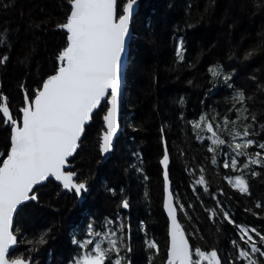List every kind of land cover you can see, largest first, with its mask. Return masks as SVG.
<instances>
[{"label":"trees","instance_id":"16d2710c","mask_svg":"<svg viewBox=\"0 0 264 264\" xmlns=\"http://www.w3.org/2000/svg\"><path fill=\"white\" fill-rule=\"evenodd\" d=\"M1 5L0 41L3 43H0V56L7 55L9 59L6 64H0V91L4 78L12 76L9 87L12 92L19 93V71L29 73L38 70L40 79L55 67V54L66 44L65 32L56 25L65 21L69 6L67 0H1ZM140 10L133 25L123 130L113 157L102 162L99 141L103 124L99 117H94L86 128L82 146L74 160L80 179L94 185L88 200L79 207L77 198L72 197L74 194L67 195L56 182L39 186V205H29L19 219L16 218L15 228L20 222V228L28 239L51 229L50 236L54 239L49 238L47 245L33 253L27 251L31 245L20 244L16 255H31L41 264H57L55 258L60 257L63 264H68L75 255L72 234L84 227L82 213H91L97 224L104 217H112L118 211L119 192L123 188V196L128 198L130 209L119 211L132 225L133 251L129 254L132 264H148L147 257L152 255L145 248L144 233L138 230L141 220L148 238L155 239L159 246L160 251L154 256L153 264H165L168 222L162 208V136L167 141L171 157L170 172L176 200L185 205L193 218H183L181 222L187 232L198 229L190 240L194 246L204 251L216 249L223 264L229 252L235 256L230 241L238 239L233 225L227 221L213 223L208 219L209 214L204 207H215V201L203 192V186L194 184L199 179L201 167L205 170L209 193L217 194V199L222 201L236 223L255 227L264 233V170L256 166L261 175L255 177L245 173L251 195L239 193L225 177L240 173L223 168L224 157L219 150L216 153L217 164H212L213 153L207 151L210 142L198 140V131L188 123L197 120L201 113L213 114L215 110L223 115L232 107L233 89L223 84L213 87L215 81L209 73L211 66L219 64L224 71L230 72L236 90H243L241 83H237L241 81V73L247 72V76L255 80V73L248 71H252L254 66L264 68V0H141ZM21 22L30 25L26 36L28 43L16 52L14 48L20 39L18 27L23 24ZM245 36L248 40L243 38ZM180 37H183L185 51L183 61L178 62L175 50ZM250 51L254 52L252 58H245ZM244 52H247L245 57L241 56ZM244 93L250 120L254 114L249 110L250 98ZM7 95L11 104H20L21 96L17 98L11 93L18 99L13 101ZM181 98L183 105L178 103ZM262 109L264 111V107ZM229 116L234 119L231 113ZM244 123L246 121L241 120L229 128L242 131ZM261 124L257 122L254 125L258 133L254 138L264 142ZM161 127L164 128L163 133ZM199 134L205 138L208 135L206 132ZM8 135V131L0 126V152L7 150ZM221 138L231 140L227 133H222ZM254 150L255 147L249 149L250 152ZM134 153L140 154L142 164ZM133 165L142 167L143 173L137 172ZM105 186L116 188L118 195L111 196L105 191ZM193 186L197 192H193ZM220 190L223 195H219ZM55 191L59 192L56 197L51 194ZM257 202L262 208L255 206ZM189 204L193 207L188 208ZM182 215L179 212V216ZM32 216L37 220L34 227L26 222ZM197 237L202 243H198ZM241 247H244L242 243ZM45 249H51L53 256L49 257Z\"/></svg>","mask_w":264,"mask_h":264},{"label":"snow or ice","instance_id":"6c2138e0","mask_svg":"<svg viewBox=\"0 0 264 264\" xmlns=\"http://www.w3.org/2000/svg\"><path fill=\"white\" fill-rule=\"evenodd\" d=\"M67 4L69 10L65 21L56 25L65 31L66 44L58 52L52 71L33 87L27 86L26 82L21 83L22 102L15 116L8 97L0 92V126L9 133L7 150L0 152V157H3L0 159V264H37L31 255H16L19 245H31L27 249L29 253L39 252L48 244L49 238L54 239L50 236L51 229L42 231L33 239H28L20 227L14 229V216L18 220L29 205H39L38 186L58 182L62 190L73 193L82 205L88 199L90 187L86 179L79 178L74 160L86 128L94 117H99L103 124L99 141L102 158L113 152L114 139L120 130L121 108L126 102L124 57L128 41L134 35L133 24L139 14V0H67ZM184 51V40L180 37L175 50L178 62L183 61ZM8 59L7 55L0 56V64H6ZM209 73L215 81L213 87L223 84L233 89L232 107L223 115L215 110L213 114L201 113L197 120L188 123L198 131V140L210 142L207 151L213 153L212 164H217L216 153L219 150L224 157L223 168L240 173L226 176L228 184L239 193L250 196L245 173L255 177L261 175L256 166L264 170V142L254 138L258 135L254 127L256 117L251 115L249 120L247 97L243 90L233 88L230 72L218 64L211 66ZM178 103L183 105V99ZM241 120L246 121L242 131L229 128ZM199 132L208 135L205 138ZM222 133H227L231 140L221 138ZM162 141L163 208L169 221L165 264H222L216 249L204 251L190 243L198 229L186 232L181 223L183 218H193L185 205L175 198L169 178L167 141L163 136ZM253 147L255 150L250 152ZM134 155L142 164L140 154ZM133 167L143 173L142 167ZM204 171L203 167L199 168V179L194 184L203 186V192L215 201V207H204L209 214L208 219L213 223L227 221L235 227L238 236V239L230 241L235 256L229 252L223 264H264V233L255 227L236 223L222 201L217 199V194L209 193ZM143 178L147 180V176ZM192 190L198 191L195 186ZM105 191L113 197L118 195L114 187L105 186ZM119 195L118 211L112 217H104L99 224L92 219L91 213H82L84 227L72 234L75 255L68 264H132L129 258L133 251L132 225L119 211L130 209V204L123 196V188ZM219 195H223L222 190ZM203 204L201 200V206ZM255 206L262 208L259 202ZM192 207L188 205V208ZM178 211L182 217L178 218ZM138 230L144 233L145 248L152 253L147 257L148 264H153L154 256L159 254V246L155 239L148 238L143 220L139 222ZM45 251L49 257L53 256L51 249ZM55 259L57 264H63L60 257Z\"/></svg>","mask_w":264,"mask_h":264},{"label":"rangeland","instance_id":"374dc122","mask_svg":"<svg viewBox=\"0 0 264 264\" xmlns=\"http://www.w3.org/2000/svg\"><path fill=\"white\" fill-rule=\"evenodd\" d=\"M16 5H17V3L14 5V7ZM1 6H3V5H1V0H0V16H1ZM21 23H23V24L18 27L19 33L21 34L20 35V39L17 40L16 46L14 48V51H16V52H18V50L20 51V47L22 48V46H24V48H25V45H27V43H28V40H27V37L26 36L28 34L27 31H29V28H30L29 26L30 25H28L29 23H27V22H21ZM243 38L246 39V40H248V37H246V36L243 37ZM235 40H238L239 41V38H237V39L235 38ZM239 47H241V45H239ZM247 52H248V50H247ZM247 52L241 53V56L243 55V57H245L244 54H247ZM250 52L252 54L254 53L253 51H250ZM55 55H58V53L55 54ZM245 58H252V55L251 56H248L247 55ZM249 60H252V59H249ZM11 69H14V68H11ZM252 69H253L252 71H248V72L249 73L250 72H254L255 73V76H257V78L255 80H254V78L251 79L250 76H247V72H246L244 74L241 73V77L239 78V79H241V81L240 82L237 81V83L238 84L241 83L242 89L247 93L248 97L250 98V101H249V104H250L249 105V110H250V112L253 113L256 116V121L258 122V124L262 123L261 125H264V111L262 109L264 107V92L262 91V89H264V68H262L260 66H258V67L257 66H254ZM37 73H38V70L37 71H33V72L31 71L29 73H24L21 70L18 73L19 75L18 74L17 75L19 76L18 78L21 80L20 81L21 83H25L26 82L27 86L33 87V86H35L36 82L39 80V77H38V74ZM11 77L12 76L8 77L9 79H7V77H6L7 80L4 78L3 83H2L3 85H1V91L0 92H2L4 95H6L9 99H10V97L7 94H9L11 96V93H13V94H15L17 96V98L19 96H21L19 98L20 99V101H19L20 104L18 106L14 105L15 103L11 104L10 103V100H9V106H10V108L12 110H15V109H18L21 106L22 95H21V90H20L19 93L12 92V88L9 87L10 86ZM17 82L18 81H16V83ZM21 83H19V87H20ZM13 89H14V87H13ZM259 91H261V92H259ZM11 98H13L12 99L13 101L14 100H18V99H15V96H11ZM2 127L3 126H1V128ZM1 159H3V157H1ZM84 159L85 158H83L80 162L83 163L84 162ZM170 174H171V172H170ZM51 194H52V196H55L56 197L59 194V192L58 191H55V193L52 192ZM42 200L43 199L40 198V201L41 202H42ZM44 206H46V204ZM48 216H50V215H48ZM24 220H27V218L24 217ZM26 222H28L29 223L28 225L31 226V227H34V226L37 225V220L33 216L30 217V218H28V220ZM19 223H18V227L21 226V223L20 224ZM197 241H198V243H202V240L199 237H197Z\"/></svg>","mask_w":264,"mask_h":264},{"label":"water","instance_id":"95a60500","mask_svg":"<svg viewBox=\"0 0 264 264\" xmlns=\"http://www.w3.org/2000/svg\"><path fill=\"white\" fill-rule=\"evenodd\" d=\"M139 4H140V6H141V0H139ZM139 10H140V7H139ZM136 18V17H135ZM135 21V20H134ZM134 25V24H133ZM133 29H134V27H133ZM60 30H62V29H60ZM64 31V30H63ZM65 32V31H64ZM134 36V35H133ZM133 38V37H132ZM132 38L131 39H129V41H128V45H129V47H128V51H127V53H126V55H125V57H124V61H125V76H126V79H125V88H126V86H127V70H128V64H129V60H130V52H131V43H132ZM126 94V93H125ZM124 118H125V107H124V105L122 106V108H121V115H120V130H119V132H118V134H117V136H116V138L114 139V149H113V152L110 154V156H107L106 158H102V162L103 163H105V162H107L108 160H110L112 157H113V155H114V152L116 151V142H117V139L120 137V135H121V132H122V130H123V124H124ZM92 122V121H91ZM90 122V123H91ZM89 123V124H90ZM83 138V137H82ZM82 144V143H81ZM78 150H79V148H78ZM77 150V151H78ZM168 153H169V151H168ZM169 157H170V153H169ZM162 158V157H161ZM161 160V159H160ZM160 166H161V170H162V165L160 164ZM170 166H171V157H170V165H169V178H170V180H171V183H172V179H171V174H170ZM162 178H163V176H162ZM57 184H58V182H56ZM39 187V186H38ZM91 189V188H90ZM173 189V188H172ZM63 192H65L64 190H63ZM164 197H165V192H164V182H163V200H164ZM162 208H163V203H162ZM127 210H129V209H127ZM163 211H164V213H165V215H166V210L163 208ZM180 216H179V211H178V218H179ZM167 222H168V227H169V221H168V219H167ZM182 223V222H181ZM15 224H16V217L14 216V229H15ZM183 225V224H182ZM187 232V231H186ZM167 237H168V230H167ZM169 239V238H168ZM190 243H191V241H190Z\"/></svg>","mask_w":264,"mask_h":264},{"label":"flooded vegetation","instance_id":"af4514ba","mask_svg":"<svg viewBox=\"0 0 264 264\" xmlns=\"http://www.w3.org/2000/svg\"><path fill=\"white\" fill-rule=\"evenodd\" d=\"M9 100H10V99L8 98V103H9ZM11 110H12V109H11ZM16 110H17V109L12 110L14 116H15V114H16ZM2 128L5 129L4 127H2ZM75 155H76V154H75ZM74 163H75V162H74ZM74 166H75V170H76L77 167H76L75 164H74ZM79 178H80V177H79ZM87 182H88V181H87ZM88 185H89V187L91 188V189H90V194H91V192H92V190H93V188H94V185H93L92 183H89V182H88ZM61 188H62V187H61ZM65 192H66V191H65ZM66 194H67V195H70V194H73V193L66 192ZM38 195H39V193H38ZM72 197H74V195H72ZM72 199H73V198H72ZM87 200H88V199H87ZM84 204H85V202H84ZM84 204H83V205H84ZM76 205L79 206V207L83 206L79 201L76 203ZM18 240H19V239H18ZM34 260H35V258H34ZM35 261H37V260H35ZM39 263H40V262L37 261V264H39ZM40 264H41V263H40Z\"/></svg>","mask_w":264,"mask_h":264},{"label":"bare ground","instance_id":"6f19581e","mask_svg":"<svg viewBox=\"0 0 264 264\" xmlns=\"http://www.w3.org/2000/svg\"><path fill=\"white\" fill-rule=\"evenodd\" d=\"M140 9H141V6H140ZM139 12H140V10H139ZM126 92H127V91H126ZM125 96H126V94H125ZM121 133H122V132H121ZM120 136H121V135H120ZM81 146H82V144H81ZM81 146H80V148H81ZM80 148H79V149H80Z\"/></svg>","mask_w":264,"mask_h":264}]
</instances>
